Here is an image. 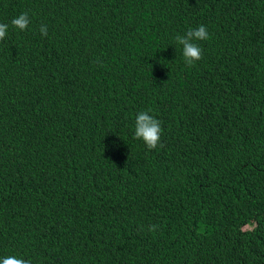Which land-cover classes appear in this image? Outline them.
Returning <instances> with one entry per match:
<instances>
[{
    "label": "trees",
    "instance_id": "16d2710c",
    "mask_svg": "<svg viewBox=\"0 0 264 264\" xmlns=\"http://www.w3.org/2000/svg\"><path fill=\"white\" fill-rule=\"evenodd\" d=\"M0 23V258L264 264V0H0ZM148 109L163 147L134 138Z\"/></svg>",
    "mask_w": 264,
    "mask_h": 264
},
{
    "label": "clouds",
    "instance_id": "9594fccd",
    "mask_svg": "<svg viewBox=\"0 0 264 264\" xmlns=\"http://www.w3.org/2000/svg\"><path fill=\"white\" fill-rule=\"evenodd\" d=\"M13 27L24 31L31 24V18L28 12H22L11 21ZM8 25L0 23V40L7 35ZM42 36H47V25H41L39 28ZM177 45L182 46V56L187 66L191 67L202 59L201 41L209 39V33L205 25L201 24L195 28H189L184 34L175 36ZM151 109L141 110L135 117L134 138L142 140L148 149H156L158 146L163 147L161 143V121L150 114ZM155 226H153L154 228ZM0 264H31L30 260H26L17 256H6L0 258Z\"/></svg>",
    "mask_w": 264,
    "mask_h": 264
}]
</instances>
